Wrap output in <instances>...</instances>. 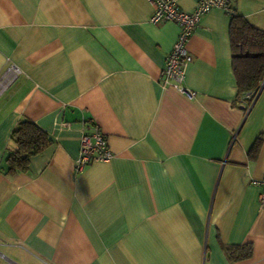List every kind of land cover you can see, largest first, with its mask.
Masks as SVG:
<instances>
[{"label": "crops", "instance_id": "0c3cea01", "mask_svg": "<svg viewBox=\"0 0 264 264\" xmlns=\"http://www.w3.org/2000/svg\"><path fill=\"white\" fill-rule=\"evenodd\" d=\"M191 12L199 0H175ZM264 31V0H229ZM147 0H0V264H264V88L236 86L231 17L201 16L186 48L187 98L161 72L179 28ZM242 98V96H241ZM26 120L52 140L11 169ZM97 125L112 158L75 172ZM251 255L234 261L233 248Z\"/></svg>", "mask_w": 264, "mask_h": 264}, {"label": "built area", "instance_id": "2783aa9c", "mask_svg": "<svg viewBox=\"0 0 264 264\" xmlns=\"http://www.w3.org/2000/svg\"><path fill=\"white\" fill-rule=\"evenodd\" d=\"M152 7L149 22L158 25L172 22L179 28L177 39L172 46L161 72L163 87H173L187 98L192 99L195 93L184 87L185 72L191 62V55L186 45L192 32L196 29L202 15L212 9H220L231 15L233 13L229 0H199L193 11L184 12L179 9L175 0H147ZM19 70L14 65H9L0 76V94L16 79ZM264 88V79L257 89L242 95L246 113L249 112L260 91ZM80 136V147L78 157L74 161L75 172H80L85 166L101 162L106 163L112 158V153L107 146L106 139L97 125L86 127ZM251 185L259 187L261 193L260 201H264V178L252 180Z\"/></svg>", "mask_w": 264, "mask_h": 264}, {"label": "trees", "instance_id": "16d2710c", "mask_svg": "<svg viewBox=\"0 0 264 264\" xmlns=\"http://www.w3.org/2000/svg\"><path fill=\"white\" fill-rule=\"evenodd\" d=\"M230 42L232 68L236 86L241 96L258 88L264 79V31L253 28L245 19L232 13L230 15ZM17 147L8 155L11 169H25L30 157L47 148L52 140L35 124L22 120L11 134ZM234 261L245 260L251 255L249 245L233 248L229 253Z\"/></svg>", "mask_w": 264, "mask_h": 264}]
</instances>
